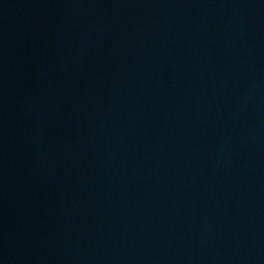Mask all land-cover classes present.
<instances>
[{"label": "water", "instance_id": "obj_1", "mask_svg": "<svg viewBox=\"0 0 264 264\" xmlns=\"http://www.w3.org/2000/svg\"><path fill=\"white\" fill-rule=\"evenodd\" d=\"M0 264H264V0H0Z\"/></svg>", "mask_w": 264, "mask_h": 264}]
</instances>
